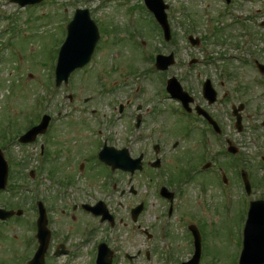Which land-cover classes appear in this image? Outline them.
I'll return each mask as SVG.
<instances>
[{
  "label": "rangeland",
  "instance_id": "obj_1",
  "mask_svg": "<svg viewBox=\"0 0 264 264\" xmlns=\"http://www.w3.org/2000/svg\"><path fill=\"white\" fill-rule=\"evenodd\" d=\"M102 1L43 0L42 4L21 8L12 0H0V148L11 169L10 182L18 187L20 184L28 188L25 191L19 188L17 196H11L7 192L0 193L1 207L23 210L22 216L0 222V264H21V261L32 251V248L26 251L25 245V241L29 240V233L30 235L34 233L32 229V219L35 216L32 198L34 194L30 192V187L38 186L41 191L39 196L45 201H51V198L56 196L57 205L63 207V203L66 206L65 214H62L64 210L59 211L62 216L59 218L57 214L54 223L63 228L69 244L73 247L74 256L69 261L62 256L54 260L55 264H95V261L91 262V256L94 255L95 243L100 239V234L95 233L96 236L94 234L90 239H86L80 232L85 223L83 217L78 216L77 211L73 212L70 208L71 204H74L73 195H78L79 189L81 195L83 189L90 190L87 180L94 181L97 178L96 173H98L97 185L95 182L91 188L103 197H105L104 191H112L111 204L119 210V203H123L119 216L124 222L127 221V210L131 206L138 205L142 199L143 175L140 172L134 181L138 194L130 200V203L128 199L124 200L120 197V184L117 190L104 187L106 180L103 177L109 170L99 166L98 160L90 162L98 167L97 170L91 172L87 166L83 179L77 174L82 157L84 155L89 157L91 154L89 150L96 151L98 140L109 138L112 141L113 138L114 145L120 146L124 144L126 137L130 138V130L125 118L113 120V105L116 104L117 98L123 96L129 88L140 86L138 98L134 101L136 108L137 104L143 102L144 90H153L155 86L160 85L155 76H152L153 80L144 72L137 76V71L146 69L150 64L142 56L144 43H147L146 52L159 51L169 54L171 51L170 45L159 41L158 28L152 14L138 5L142 0H124L123 4L118 0H105V3ZM165 1L169 4L167 13L172 34L176 35L172 49L174 47L176 50L175 61L178 63L171 67V73L190 75L187 72L189 61L186 59L193 50H190L191 46L188 45L184 35L185 33L202 35L206 45L204 48L207 53L212 54V57L223 54L233 55L227 59L229 63L221 61L222 66L223 68L230 66L231 69L238 71L239 80L245 91L242 97L247 105L245 110L249 113L253 108L259 107L261 112L256 119L261 123L260 121L264 120V75L249 60L254 56L264 63V0H233V3L227 7L222 0ZM76 8L90 10L101 36L91 62L85 68L73 72L67 85L62 83L55 89V69L59 51L65 40L67 24ZM226 10H229V15ZM234 55L245 58L248 62H240ZM193 66L194 64L191 68ZM167 102L165 101L162 106L167 108L169 106ZM230 102L236 101L229 100L228 104ZM162 106L163 113L160 115L166 118V122L159 123H161L160 127L163 124L166 128L162 138L169 143L163 150L168 155L165 165L167 168L171 166L174 168L172 160L177 158L180 148L187 146H191L194 150L197 148L193 138L182 136L177 149L171 152L172 143L180 137L176 133L178 125L175 116H171L168 113L169 109L164 110ZM91 109H95L96 113L91 114ZM45 112L52 114L55 120L60 119L49 133L51 155L47 166L54 168L51 170L55 171L54 177L57 178L53 177L52 180L51 176L45 175L46 178L42 179V175L46 172L44 171L40 177L42 181H38L37 177L30 185L32 179L27 167L36 165L31 147L18 146V142L6 140L3 134L5 130L11 132L13 136L16 135L15 138L20 136L30 127L32 120L36 122V119ZM102 122L105 124L101 125ZM100 128L102 132L99 134ZM260 133L264 136V128H261ZM120 140L121 142L118 143ZM261 141L264 145L263 137ZM142 145V140L133 144L132 156L138 155ZM148 156L154 159L153 152ZM122 176L120 173L118 177ZM68 178L73 182L69 188L61 185L62 181H67ZM57 179L60 182H57ZM203 182L198 177L190 181L186 190L190 197L183 198L177 208H182L187 203L188 207L193 208L198 228L207 229V232L203 231L208 253V257L205 253L204 261L213 259V261L217 260L218 264H233L238 240L234 213L238 214V212L234 211L233 215L226 214L227 212L223 211L222 196L218 187L213 188L208 184L206 190L202 187ZM58 190H62L63 194H57ZM259 190L257 195H264V188ZM179 195L185 197L186 192L180 191ZM57 196L63 200L60 201V198L58 200ZM154 203L158 204L159 201H155L151 196L143 213L154 226L152 229L158 224L162 212V205L153 208ZM72 213L75 214V219L71 218ZM86 222L90 224L88 220ZM93 224H95L94 219L89 226ZM131 230L130 225L125 223L121 226L119 239L123 244L120 251L114 255L113 264H128L129 260L124 256L123 250L133 254L142 246H148L146 239L140 233L133 230L131 233ZM81 240L84 242L81 243ZM185 242L186 239L177 236L176 244H180L176 251L180 253L178 256L188 254L189 251H185ZM159 243L161 241L157 238L155 243H149V246L155 244L159 248ZM12 251L19 252L17 260L13 258ZM142 257L135 259L134 264L161 262L159 254L153 253L150 262L144 259V255Z\"/></svg>",
  "mask_w": 264,
  "mask_h": 264
},
{
  "label": "flooded vegetation",
  "instance_id": "obj_2",
  "mask_svg": "<svg viewBox=\"0 0 264 264\" xmlns=\"http://www.w3.org/2000/svg\"><path fill=\"white\" fill-rule=\"evenodd\" d=\"M172 40H176V35L172 34ZM192 41L197 45L192 47L193 52L202 51L203 53H190L189 58L186 59V61L190 60L194 64L193 68L187 69L189 76L174 74L170 70L165 72L156 71L160 85L155 86L153 90L146 89L143 91V102L137 104L136 112H133L132 107L134 100L138 98L140 88L135 93L132 88H129L125 103H122V113L128 111V127L132 126L138 130L143 143L142 149L138 152L143 157V168L140 172L143 175V193L140 201L143 204V209L141 214L137 216V220H134L133 216L135 206H131L126 212L127 221L124 222L123 218L119 216V210H121L120 207L122 208L123 203L119 201V210L118 207L111 204L112 191H104L105 197L95 193L91 186L97 181L98 173H96L97 178L94 181L87 180L90 190L83 189V195H81L79 189L77 191L78 195H73L74 204L70 203L72 206L70 209L73 212L77 211V215H81L85 221L80 232L87 233L89 239L95 233L100 234V239L96 241L94 247L96 251L102 243L107 244L114 255L120 251L123 241L119 237H121V226L124 223L130 225L133 231L140 233L146 239L148 246L143 247L141 245L142 247L137 250L136 254H130L123 250L124 256L129 260L128 264H134V260L141 258L142 255H144V259L150 262L153 259V253L160 255L161 262H163H160V264H188L189 262H191L190 264H218V261H213V259H208L209 262L204 261L207 246L203 231L207 232V229L201 228V230L198 228V221L193 208L188 207L187 203L182 208H177L183 198L188 199L190 197V194L186 191L187 187L190 181L196 180L197 177L204 181L202 187L206 190L208 184L213 188L218 187L222 196L223 211L225 210L226 214L232 213L233 215L234 211L238 212V214L234 213L236 215V234L239 232L243 235L249 203L253 200H264V195H257L259 189L264 188V145L261 141V137L264 138V136L260 133L261 128H264V120L259 123L256 119L261 111L259 107L253 108L249 113L245 110L247 107L246 101L242 99L245 91L239 80L238 71L231 69L230 66L224 68L222 66L221 61L229 63L227 55L212 57V54L205 53L203 47L205 40L202 35H195V39H192ZM171 76L179 79L183 90L187 94L175 97L167 92L165 84ZM229 100H235L236 102L228 104ZM163 101H168L170 105L167 108L163 107ZM161 106L164 110L169 109L168 113L175 116L178 125L176 133L180 137L172 143L171 152L177 149L182 136L193 138L197 148L196 150L191 146L180 148L177 158L175 157L172 160L174 168L172 166L167 168L165 165L168 155L163 150L168 147L169 143L162 138L163 131L166 128L163 124L160 127L161 123L159 122L165 123L166 118L160 115V113H163ZM178 106L186 107L184 113L188 115L187 117L177 113L176 107L178 108ZM52 130L53 127H50L49 131L52 132ZM112 141L106 139L103 143H111ZM120 142L121 140L118 141V143ZM45 144L39 143L38 140L35 141L31 144L32 153H36L40 148L41 155L45 156V151L42 150L45 148ZM48 144H50L49 140ZM98 144L99 142L96 146ZM111 145H114V143L112 142ZM132 146L133 143L129 141L120 146L117 144L116 147L126 148L132 155ZM198 149L200 151H197ZM89 151L91 152L90 156L84 155L78 165V177L82 179L85 176L87 166H89L91 172L98 169L95 165L90 164V162H95V149ZM152 152L154 159L148 156ZM49 154H51L50 150L48 151ZM46 160H48V157ZM239 167L242 170L246 167L248 170V179L251 183L250 195L252 196L250 198L245 196V182L242 179V170L238 169ZM120 173L123 175L122 177H118ZM137 175L122 169L108 172L105 175L104 187L108 186L117 190L118 184H120V197L124 200L128 199L130 203V200L138 194V191L134 190V181ZM72 183V180L68 181L69 187ZM95 184L97 185V182ZM180 191H185L186 196L180 197ZM226 194L230 197H226ZM151 196L154 197L155 201H159L158 204L154 203L153 208L162 205V212L155 229H152L154 226L149 223L143 214ZM55 199L57 198H52L53 203L49 208V226L52 234L50 246L46 253L47 264H55L54 260L62 257V255L56 256V251H68V254H63L64 257L73 255V247L69 244L63 228L59 225L56 226L54 223L57 214L59 218L62 214H65L66 210L64 208L66 206L62 203L63 208L60 209V206L54 202ZM61 200L63 199L60 198ZM98 201H105L112 214L111 217L108 214L107 218L102 219V216H96L93 211L84 207L86 204L91 207L95 206ZM61 210H64V212L59 214L58 212ZM70 216L72 219L76 218L73 213ZM92 219L95 220V224L89 226ZM86 220L90 224H87ZM255 223L256 245L262 250L264 249V239L262 238V235H264V221L256 219ZM132 230L131 233H133ZM228 232H231L230 226ZM113 233L116 234V237ZM104 234L106 235L103 236ZM177 236L186 239L185 251L189 252L185 256H178L180 253L176 252L180 246V244H176ZM157 238L161 241L159 248L155 244L149 246V243H155ZM31 246L35 250L37 249L38 242L36 238L32 240ZM240 247H242V240ZM12 253H15V251H12ZM13 258L18 259L15 254H13Z\"/></svg>",
  "mask_w": 264,
  "mask_h": 264
},
{
  "label": "water",
  "instance_id": "obj_3",
  "mask_svg": "<svg viewBox=\"0 0 264 264\" xmlns=\"http://www.w3.org/2000/svg\"><path fill=\"white\" fill-rule=\"evenodd\" d=\"M22 4H26L29 2H38L41 0H17ZM149 6L157 13L159 20L166 27L167 32L169 34V29L166 23V16L164 14V5L162 0H147ZM99 39V32L95 22L91 19L89 10H78L74 20L69 25V35L68 39L61 50L60 62L58 68V82L60 83L62 80L67 81L70 73L76 69L77 67H81L85 65L91 58L94 47ZM172 61H169L168 58L160 57L159 64L161 67H167ZM175 79H172V86H174ZM49 117H46L43 122L31 129L25 135L21 137V141H32L35 139L36 134L39 132H44L45 128L48 124ZM101 158L105 159L109 163L114 166H118L115 164L116 158L109 153H101ZM140 159L135 160L136 163H139ZM122 161L119 160L120 164ZM135 169V167H134ZM8 174V166L3 157V154L0 152V188L5 186L6 179ZM263 206H264V202ZM141 210V206L135 209V212L139 213ZM13 214V211H6L4 209H0V217L6 218ZM251 217L254 218L255 211H251ZM45 219L44 216L40 220V233L39 238L41 241V251L38 257L31 264H44L43 254L48 244V232L44 228ZM107 252L104 251V254L101 258L100 264H111L110 257H107Z\"/></svg>",
  "mask_w": 264,
  "mask_h": 264
}]
</instances>
